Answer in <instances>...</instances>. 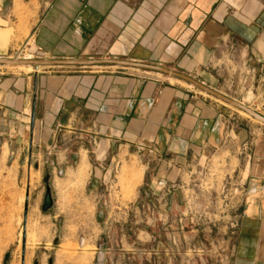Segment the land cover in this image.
I'll return each mask as SVG.
<instances>
[{
  "label": "crops",
  "instance_id": "crops-1",
  "mask_svg": "<svg viewBox=\"0 0 264 264\" xmlns=\"http://www.w3.org/2000/svg\"><path fill=\"white\" fill-rule=\"evenodd\" d=\"M14 1L19 0H0L5 24H16ZM26 1H36L38 10L35 19H26L28 40L14 56L29 47L32 58L46 61L141 63L181 73L218 93L235 81L232 68H244L238 77L244 85L255 73L264 78V0ZM4 76L0 146L9 152L22 148L33 111L34 150L56 143V137L69 146L77 136L91 146L87 154L96 159L88 186L102 179L97 176L104 171L102 156L125 151L142 152L145 171L158 181L188 160L209 155L222 141L221 127L230 125L218 104L154 72L111 66L38 72L35 94L34 76ZM250 153L232 264H264V140H257ZM80 158L77 172L87 165L84 155Z\"/></svg>",
  "mask_w": 264,
  "mask_h": 264
},
{
  "label": "rangeland",
  "instance_id": "rangeland-1",
  "mask_svg": "<svg viewBox=\"0 0 264 264\" xmlns=\"http://www.w3.org/2000/svg\"><path fill=\"white\" fill-rule=\"evenodd\" d=\"M14 2L16 24L0 20V53L12 46L11 54L1 59L42 60L32 58L29 47L22 56L13 55L28 40L26 19H35L38 10L36 1L28 5L26 0ZM30 5L28 16H24ZM23 48L24 44L21 51ZM51 70L82 68H40L37 73ZM234 72L236 78L228 81L229 90L219 94L264 118V78L255 73L252 83L244 85L238 78L244 76V68H232L231 74ZM1 75L22 78L35 73L33 68L8 66L0 67ZM179 83L227 111L230 125L221 127L222 141L209 155L197 162L188 160L180 171L173 169L158 181H152L150 170L145 171L147 158L142 152L124 150L116 156H102L106 158L104 171H97L102 179L88 186L90 165L96 158L87 154L86 148L91 146L77 136L70 139L69 146L60 137L39 149L33 146L29 173V130L22 148L12 145L9 152L0 146V264H21L28 179L25 264H232L246 166L254 143L264 140V125L187 83ZM30 107L25 111L28 120ZM82 155L87 165L77 172ZM34 164L38 165L36 171ZM46 176L50 177L54 207L52 212L42 213Z\"/></svg>",
  "mask_w": 264,
  "mask_h": 264
},
{
  "label": "water",
  "instance_id": "water-1",
  "mask_svg": "<svg viewBox=\"0 0 264 264\" xmlns=\"http://www.w3.org/2000/svg\"><path fill=\"white\" fill-rule=\"evenodd\" d=\"M8 66H14V67H22V66H30L33 68L34 70V94L36 93V79H37V71L40 68H51V67H57V68H65V67H69V68H94V67H119V68H129V69H134V70H142V71H146V72H154L163 76H169L175 80L178 81H182L184 83H187L188 85L197 88L199 91H201L202 93L206 94L207 96H211L214 97L215 99L221 101L222 103L227 104L228 106L236 109L237 111L241 110L243 112H245L250 118L256 120L257 122L261 123L264 125V118L260 117L258 114H256L255 112H252L251 110H248L246 107L242 106L241 104H237L235 101L231 100L230 98L226 97V96H222L219 93H217L216 91L205 87L203 84L197 82L196 80H192L191 78L183 75V74H178L175 73L169 69H163L160 67H156V66H149V65H145V64H141V63H132V62H127V61H118V60H79V61H75V60H65V61H59V60H51V61H46V60H26V59H1L0 58V67H8ZM34 106H35V97L33 98V110H34ZM34 118L35 116H33V111L31 113V126H30V139L28 142V150H27V157H26V166H27V173H29L30 168L33 164L32 162V156H33V123H34ZM33 169L36 171L38 170V165L34 164L33 165ZM49 176H46L45 179L43 180V183L45 185L46 191H45V195L43 197V204L41 206V212L42 213H49L53 211V207H54V202H52V197H51V190L48 187V181H49ZM29 179L27 181V185H26V195H25V199H24V208H23V223H22V237H21V256H20V260H21V264H25V253H26V236H27V231H26V224H27V212H28V198H29ZM54 245H56V242L54 243Z\"/></svg>",
  "mask_w": 264,
  "mask_h": 264
},
{
  "label": "bare ground",
  "instance_id": "bare-ground-1",
  "mask_svg": "<svg viewBox=\"0 0 264 264\" xmlns=\"http://www.w3.org/2000/svg\"><path fill=\"white\" fill-rule=\"evenodd\" d=\"M30 58V57H29ZM28 57L27 58H24V59H26V60H30ZM10 67V66H9ZM12 67H14V66H12ZM24 67V69H25V67L27 68V69H31L32 67H30V66H22V67H20V68H23ZM241 111V110H240ZM243 112V111H242ZM245 113V112H244ZM244 113H242V114H244ZM246 114V113H245ZM244 114V115H245ZM26 246V245H25Z\"/></svg>",
  "mask_w": 264,
  "mask_h": 264
}]
</instances>
